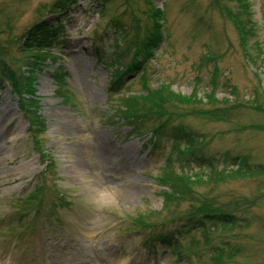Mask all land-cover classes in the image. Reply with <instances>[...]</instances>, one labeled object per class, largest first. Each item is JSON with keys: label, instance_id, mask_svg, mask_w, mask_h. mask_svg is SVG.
Listing matches in <instances>:
<instances>
[{"label": "rangeland", "instance_id": "374dc122", "mask_svg": "<svg viewBox=\"0 0 264 264\" xmlns=\"http://www.w3.org/2000/svg\"><path fill=\"white\" fill-rule=\"evenodd\" d=\"M155 14L161 42L119 93L111 91L134 53L125 62L119 56L135 35L144 42ZM39 29L52 43L22 53L29 31ZM0 59L33 84L28 101L0 85V110L9 107L13 123L0 138V167L8 171L0 174V264H264V0H0ZM142 76L150 89L168 85L196 99L177 103V120L162 128L154 120L140 131L122 117L121 98L143 96ZM21 103L36 112L33 123ZM67 118L74 137L62 129ZM175 126L199 137L202 155L241 173L214 192L199 190L229 204L222 214L235 222L220 225L208 247L201 232L185 234L196 245L184 262L160 243L157 255L145 244L159 233L176 239L185 229L169 218L191 209L187 202L169 208V217L164 211L162 169ZM158 128L164 135L153 152ZM72 150L84 154L86 169ZM108 151L114 154L104 161ZM195 166L185 171L198 172ZM137 219L163 223L151 234ZM223 239L232 243L220 258L210 248Z\"/></svg>", "mask_w": 264, "mask_h": 264}, {"label": "trees", "instance_id": "16d2710c", "mask_svg": "<svg viewBox=\"0 0 264 264\" xmlns=\"http://www.w3.org/2000/svg\"><path fill=\"white\" fill-rule=\"evenodd\" d=\"M60 7L61 6H59V8ZM156 13L159 12L156 11ZM158 17L160 16L155 14V17L153 18V27L147 32V37L144 42L140 40L139 36L136 37L135 35V41L129 42L124 51L126 55L119 56L120 62H125L128 54H131L132 51L134 53L133 59L129 63H126V71L123 72V70H118L115 73V78L118 79H116L115 83H112L111 91L116 90L117 93H119L120 82L123 78L125 76H131L134 72L138 71L146 61L147 55H149L151 50L157 47L161 42L162 35L157 30L156 26ZM51 38L52 37L47 30L39 29L37 32L29 31L24 44L21 46L22 53H27L28 50H33L35 52L40 50L43 52L46 51L52 43ZM140 80L143 81L145 91L143 96L136 95L121 98L122 106L128 110L124 116L122 115V117H124L126 121H133L134 124L139 127L136 128L140 131L145 127V124L151 123L154 120H162L161 124L158 126L160 128L164 127L166 120L168 123L177 120L183 116L177 111L179 109L177 103L191 104L190 102L195 101L196 99V96L182 97L181 95L174 93L168 85L159 86L156 89H150L145 84V76H142ZM26 81H28L26 76H24L19 69H14L10 64L6 63L4 59H0V85L7 82L12 91L23 101H28L26 97L33 95L32 81L28 84ZM208 98L212 105L217 103L216 99L212 96H208ZM20 105L22 111L30 117L33 123V118L35 117L36 112L33 113L27 104V108H25L22 103ZM155 105L158 107H154ZM32 107H35V105ZM26 109H29V111H26ZM178 113L180 116L174 119L175 115ZM203 113L208 115H203ZM196 114L199 116L214 117L212 111L209 113L207 111H198ZM34 125L38 127L36 122ZM156 130L159 132H152V135L155 136V139L158 138V142L154 140L153 137L150 138L153 139L152 142L150 141V145L155 152L159 150V139L164 135L163 130H159V128ZM143 131L147 130L144 129ZM172 135L174 136L173 140H175L176 143L172 148V154L166 158L165 165L162 169L164 174L161 179V185L169 190L164 197V211H166V216H168V211H171L169 208H173L175 205H178L180 208L187 202L191 203L189 206L191 209L186 215L178 214L180 211L178 210L169 218L171 224L174 226L182 225L185 229L177 230V233L179 234L178 238L175 239L160 234L158 236H153L151 239L149 238L147 244L152 248V253H158L159 249L156 247V243L160 241L162 245L166 246V250L169 249L167 251L168 254L170 253L177 262H184L190 258V252L192 251V247L190 246L196 245V241H189L186 243L188 240L185 234L188 235L189 233L201 232L200 235L208 247L209 243H214L215 236L217 235L216 232L220 225H224L225 227L235 222L233 220L235 216L229 214L224 216L222 214L229 204H220L217 197L211 196V194L207 195V193L199 190L204 187H209V189L212 188L210 192H214L216 187L222 181L227 182L241 173L236 171L232 172V175L231 172H228L227 160H224L222 162L223 164H220L219 159L202 155L199 148L195 146L199 137L197 135L193 136L191 132L185 130L183 126H175V134L172 133ZM179 141H183V145H185L183 149L180 147L182 145ZM173 153H176L177 158L173 157ZM178 158H181V160ZM193 163H195V167L199 169L198 172L190 174L188 171H185V169L191 167ZM31 199H33V197H31ZM133 222L135 226L144 227V232H150L152 234H155V231L157 230L155 225L163 223L158 222V224H150V221H148L147 224L140 222L138 219ZM228 233H230V230L224 232L225 235H228ZM191 239H194V235ZM231 243L232 242L229 239H223L220 245H213L210 249H212L213 252H216L217 256L223 258L227 254H224V252L230 248ZM212 259L215 260L217 258L215 255H212Z\"/></svg>", "mask_w": 264, "mask_h": 264}, {"label": "bare ground", "instance_id": "6f19581e", "mask_svg": "<svg viewBox=\"0 0 264 264\" xmlns=\"http://www.w3.org/2000/svg\"><path fill=\"white\" fill-rule=\"evenodd\" d=\"M11 112V109L9 107H6L4 109L0 110V138H3L4 136H6V134L8 133V131L11 129L10 127L13 125V123H11V120H9V114ZM3 128V129H2ZM62 129H64L65 133L68 136L74 137L75 135L78 134V131L75 129V127L73 126V122L70 120V118H67V120L65 121L64 125L62 126ZM14 140L17 141V139L15 138ZM13 140V141H14ZM4 151H2V149L0 148V163L1 161L5 160L2 158ZM73 153V157H76L74 155V152L72 150ZM77 154V162L81 165L83 164L81 170H84V168L86 169V167L84 166L86 164L85 160L83 158H85L84 154L82 153V155L80 153H76ZM113 152L108 151L107 154H104V156L106 157L104 159V161H106V159L108 160L109 158H111V156H113ZM88 158H90L89 155H86ZM72 156L70 157V160H73ZM89 161V160H88ZM28 166H25V168H27ZM7 168L6 167H0V174H7ZM16 180L15 178L10 180L9 183H11L12 181Z\"/></svg>", "mask_w": 264, "mask_h": 264}]
</instances>
